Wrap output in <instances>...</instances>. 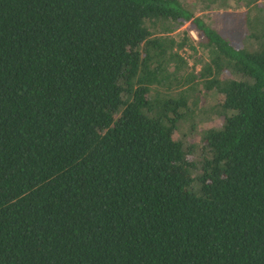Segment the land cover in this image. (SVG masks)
I'll return each mask as SVG.
<instances>
[{
    "label": "trees",
    "instance_id": "obj_1",
    "mask_svg": "<svg viewBox=\"0 0 264 264\" xmlns=\"http://www.w3.org/2000/svg\"><path fill=\"white\" fill-rule=\"evenodd\" d=\"M236 1L243 46L185 0H0V264H264V8Z\"/></svg>",
    "mask_w": 264,
    "mask_h": 264
},
{
    "label": "rangeland",
    "instance_id": "obj_2",
    "mask_svg": "<svg viewBox=\"0 0 264 264\" xmlns=\"http://www.w3.org/2000/svg\"><path fill=\"white\" fill-rule=\"evenodd\" d=\"M185 2L193 8L194 15L200 16L206 23H209L219 30L231 43L243 46L251 40L249 33L252 28L248 26L245 18V13L248 9L243 3H239L236 0H227L225 5H221L218 0L217 2L216 0H185ZM259 6L264 8V0H260ZM184 29L188 30L192 40L199 39L195 30L189 27L188 22L176 32H181ZM181 53L187 57L188 65L193 64L190 56L193 52L191 53L190 50L185 49ZM193 57L200 61L207 60L206 51L202 49H199ZM199 65V63L196 64V70L199 69ZM185 71L186 73L190 72L188 68H186ZM200 94L202 96L198 102V112L191 121L188 120L187 123L179 129V136L188 143L196 142V144H199L198 140L200 139L201 130L205 128L209 122L214 125L220 120L217 116L209 113L211 105H214L215 92H205L201 88Z\"/></svg>",
    "mask_w": 264,
    "mask_h": 264
}]
</instances>
